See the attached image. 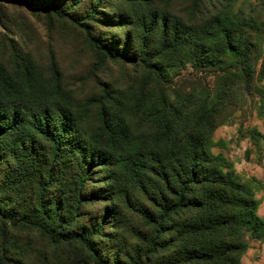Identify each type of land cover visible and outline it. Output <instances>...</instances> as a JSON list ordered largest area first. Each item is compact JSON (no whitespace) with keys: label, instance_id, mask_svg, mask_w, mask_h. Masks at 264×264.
Here are the masks:
<instances>
[{"label":"rangeland","instance_id":"obj_1","mask_svg":"<svg viewBox=\"0 0 264 264\" xmlns=\"http://www.w3.org/2000/svg\"><path fill=\"white\" fill-rule=\"evenodd\" d=\"M43 2L60 7L59 12L36 7ZM225 4L236 15L253 14L264 23V0H203L198 10L193 0H0V66L16 76L31 64L48 106L67 108L73 125L44 194L49 178L43 165L53 163L52 145L27 132L34 153L13 141L0 150V264H131L137 249L146 262L150 228L139 213L148 205L140 191V162L142 152L149 157L156 152V131L139 110L138 79L149 67L151 52L159 49L162 19L193 27ZM96 43L129 58L112 59ZM169 79L172 101L200 83L211 93L219 85L217 70L186 62L172 67ZM259 89L264 91V79L231 91L213 134V151L232 162L238 179L254 176L264 184V139L258 146L250 135L253 129L264 134ZM101 109L125 121L127 144L107 147ZM256 198L264 220V188ZM53 205L60 231L85 235L90 249L55 234L54 219L47 215ZM41 222L51 223L53 232L43 230ZM245 238L249 248L241 264H264V236Z\"/></svg>","mask_w":264,"mask_h":264},{"label":"trees","instance_id":"obj_2","mask_svg":"<svg viewBox=\"0 0 264 264\" xmlns=\"http://www.w3.org/2000/svg\"><path fill=\"white\" fill-rule=\"evenodd\" d=\"M193 2L198 10L203 0ZM36 7L60 10L47 2ZM91 13H96L95 8ZM160 25L159 49L151 52L149 67L138 79V97L143 99L139 110L155 127L156 152L151 150L150 157L141 153L146 162H140V191L148 205L139 213L150 232L144 239L146 262L142 261V250L137 249V258L134 255L136 259L131 264H241L249 248L246 235L254 239L264 236V220L258 215L256 198L264 184L254 176L238 179L232 162L222 153H214L213 134L234 87L244 84L250 88L264 79V23L253 14L236 15L225 4L201 25L188 27L166 18ZM96 47L106 50L112 59L129 58L124 53L112 54L109 47L100 43ZM226 57L233 60L226 62ZM180 62L196 69L217 70L219 85L215 93L200 83L185 95L178 93L172 101L167 82L170 69ZM15 74L0 66V150H7L8 142L13 141L30 146L34 153V141L27 132L49 142L53 163L43 165L48 168L49 178L41 188L44 194L50 188L64 138L73 128L71 115L62 105L48 106L45 90L31 64L26 63ZM259 92L264 99V91ZM261 112L264 114V106ZM100 114L109 135L107 147L117 149L127 144L122 133L127 126L125 121L117 116L110 118L103 109ZM250 135L260 146L264 134L253 129ZM48 210V219H54L53 229L58 237L80 240L91 248L85 235L60 231L56 225L57 206ZM41 223L43 230L53 232L51 223Z\"/></svg>","mask_w":264,"mask_h":264}]
</instances>
